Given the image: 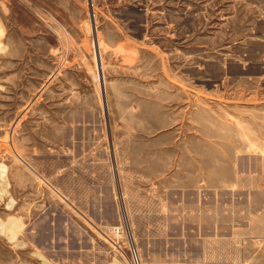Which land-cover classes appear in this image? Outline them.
Masks as SVG:
<instances>
[{"label":"rangeland","instance_id":"374dc122","mask_svg":"<svg viewBox=\"0 0 264 264\" xmlns=\"http://www.w3.org/2000/svg\"><path fill=\"white\" fill-rule=\"evenodd\" d=\"M68 8L1 19L0 264H264V0Z\"/></svg>","mask_w":264,"mask_h":264},{"label":"crops","instance_id":"0c3cea01","mask_svg":"<svg viewBox=\"0 0 264 264\" xmlns=\"http://www.w3.org/2000/svg\"><path fill=\"white\" fill-rule=\"evenodd\" d=\"M41 4H43V6ZM43 7L54 12L55 17H58L57 13L62 14L69 9L68 0H0V37L4 35V27L1 19L14 18L16 16L14 13L21 8L36 14L40 10L46 9Z\"/></svg>","mask_w":264,"mask_h":264},{"label":"bare ground","instance_id":"6f19581e","mask_svg":"<svg viewBox=\"0 0 264 264\" xmlns=\"http://www.w3.org/2000/svg\"><path fill=\"white\" fill-rule=\"evenodd\" d=\"M124 223H125V225H127V224H126V219L124 220ZM9 229L13 230V226L10 225V226H9Z\"/></svg>","mask_w":264,"mask_h":264},{"label":"built area","instance_id":"2783aa9c","mask_svg":"<svg viewBox=\"0 0 264 264\" xmlns=\"http://www.w3.org/2000/svg\"><path fill=\"white\" fill-rule=\"evenodd\" d=\"M133 262H134V264H138V262H137V260L135 259V257H134V261H133Z\"/></svg>","mask_w":264,"mask_h":264}]
</instances>
